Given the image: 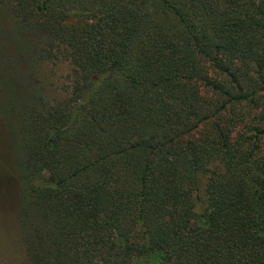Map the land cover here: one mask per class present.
Returning <instances> with one entry per match:
<instances>
[{"label":"trees","instance_id":"16d2710c","mask_svg":"<svg viewBox=\"0 0 264 264\" xmlns=\"http://www.w3.org/2000/svg\"><path fill=\"white\" fill-rule=\"evenodd\" d=\"M1 9L28 75L70 67L10 100L30 263L264 264V0Z\"/></svg>","mask_w":264,"mask_h":264},{"label":"rangeland","instance_id":"374dc122","mask_svg":"<svg viewBox=\"0 0 264 264\" xmlns=\"http://www.w3.org/2000/svg\"><path fill=\"white\" fill-rule=\"evenodd\" d=\"M12 24L11 13L8 9H1L0 28L4 31ZM2 30L0 29V264H32L25 257L16 219L14 202L17 190L13 170L15 148L12 138L14 131H17V124L9 107L12 100L25 98L32 92L40 93L44 101L54 103L56 94L53 90L60 82L67 80L70 67L65 63L43 62L34 68L32 75H28L24 53L20 58L17 54L18 48L23 47L22 39L4 35ZM10 121L14 122V126H9Z\"/></svg>","mask_w":264,"mask_h":264}]
</instances>
